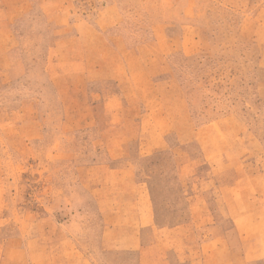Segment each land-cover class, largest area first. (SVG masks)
<instances>
[{
  "label": "rangeland",
  "instance_id": "rangeland-1",
  "mask_svg": "<svg viewBox=\"0 0 264 264\" xmlns=\"http://www.w3.org/2000/svg\"><path fill=\"white\" fill-rule=\"evenodd\" d=\"M51 1L0 0V264H136L101 244L119 154L168 264H264V0Z\"/></svg>",
  "mask_w": 264,
  "mask_h": 264
},
{
  "label": "crops",
  "instance_id": "crops-1",
  "mask_svg": "<svg viewBox=\"0 0 264 264\" xmlns=\"http://www.w3.org/2000/svg\"><path fill=\"white\" fill-rule=\"evenodd\" d=\"M16 2L14 19L20 18L27 12V6L23 3L25 0H16ZM47 4H52V1L48 0ZM3 19L0 24L6 25L9 20ZM95 66L98 67L95 68ZM95 66L94 70L92 69L91 71L90 69V72L95 76L93 79L103 80L101 66L99 64H95ZM110 79L115 78L111 77ZM109 159L119 163V165L106 169L107 178H111V183L103 182L98 189V194L107 189V192L112 197L111 203L100 209L105 223L101 236L102 248L108 251L135 253L137 257L136 264H168V259L159 248L158 239H156L154 221L149 212L147 202V197L149 196L147 186L136 181V167L122 163V154L118 156L110 155ZM120 184L121 187L118 186ZM130 194L137 196L138 202H135L136 207L134 209L125 207L122 202H118V199H124L126 195L129 196ZM203 211V206L198 200L190 202L188 212L194 222L197 221V216H199L198 219L200 220L205 219V214L201 213ZM183 228V225H180L172 229V237H174L175 233H180ZM147 234L150 235V240L146 239ZM177 240L181 242L180 238ZM12 245H14L12 241L6 243L4 260L9 259ZM14 249L16 251L14 250L13 252L18 254V256L23 254L16 246ZM173 251L177 253V257L181 258L183 247L179 246V248H174Z\"/></svg>",
  "mask_w": 264,
  "mask_h": 264
}]
</instances>
